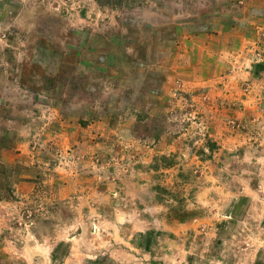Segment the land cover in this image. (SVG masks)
<instances>
[{"label": "rangeland", "instance_id": "rangeland-1", "mask_svg": "<svg viewBox=\"0 0 264 264\" xmlns=\"http://www.w3.org/2000/svg\"><path fill=\"white\" fill-rule=\"evenodd\" d=\"M0 264H264V0H0Z\"/></svg>", "mask_w": 264, "mask_h": 264}]
</instances>
